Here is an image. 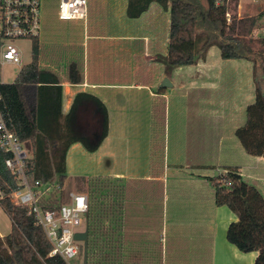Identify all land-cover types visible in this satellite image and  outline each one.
<instances>
[{"label": "crops", "instance_id": "1", "mask_svg": "<svg viewBox=\"0 0 264 264\" xmlns=\"http://www.w3.org/2000/svg\"><path fill=\"white\" fill-rule=\"evenodd\" d=\"M127 7L128 0H88L86 19L61 20L69 22V31L55 38L45 33L40 41L41 64L45 70L53 71L63 86V112L69 111L80 91L98 96L109 112L108 136L96 151L91 152L97 165H103L108 157L116 162L110 172L96 176L109 177L110 183H116L122 195L117 214L123 225L121 221L115 224L110 218L102 221L103 226L112 229L113 234H109L108 239L112 247L115 245L107 255L114 264H156L159 263L155 262L158 258L163 264H171L174 259H180V264H254L257 251H241L227 239V228L237 215L227 206L215 203V189L207 185L213 176H168L164 170L151 169V162L143 174H137L135 171L142 168L129 157L136 152L131 142L108 143L112 127L108 99L121 101L126 98V92L131 91L133 96V93L138 94L146 88L151 97L153 121L159 110L158 97L166 94L160 92L165 87L159 86V90L153 87L168 76L158 57L167 53L170 10L153 2L141 16L131 18L127 15ZM254 14L257 13L246 15ZM210 50L211 47L207 55ZM250 98L248 96L247 99ZM253 101L243 106L244 112ZM197 116V119L194 116L195 122L202 121L198 129L190 128L185 133L186 147L190 150L189 167L211 164L206 161L207 148L215 153L213 157L224 155L227 161L239 158L236 155L240 150L237 140L232 136L228 138L219 129L214 130L212 125L207 129L205 115ZM213 117L219 120V116ZM245 119L246 116L240 123L243 124ZM238 121L241 119L237 124ZM84 126H80L83 131L86 130ZM153 135L152 132L151 146L155 141ZM85 150L80 142L70 146L66 158L67 171L71 154L77 151L85 155ZM249 155L242 153L245 164L242 160H238L240 163L219 164L218 158L217 163H212L213 166H238L240 173L248 181L256 183L264 193V178L252 174L260 167L263 170L264 162L257 161L252 165L253 159ZM180 200L183 203L181 208ZM11 231L12 221L0 206V235L6 236Z\"/></svg>", "mask_w": 264, "mask_h": 264}, {"label": "trees", "instance_id": "2", "mask_svg": "<svg viewBox=\"0 0 264 264\" xmlns=\"http://www.w3.org/2000/svg\"><path fill=\"white\" fill-rule=\"evenodd\" d=\"M239 1L128 0L127 15L137 18L153 2L170 10L167 53L158 57L168 73L176 67L205 59L214 45L219 46L225 59L243 58L253 62L255 100L247 105L245 122L236 128L235 134L247 154L263 156L264 34L258 35L256 31L264 28V8L257 14L242 16L238 13ZM35 39L33 60L22 67L13 84L0 86V91L6 98L5 115L11 130L32 153L28 168L30 179L59 186L60 197L53 193L49 199L51 205H58L67 194L64 185L70 146L80 142L88 151H96L108 136L109 112L98 96L80 91L69 111L64 113L62 83L53 71L45 70L40 63L41 44L39 38ZM87 123L93 126V132H99L96 140L80 128ZM9 156L10 153L0 150V190L3 193L0 206L12 221V231L6 236L0 235V264H67L60 256L49 255L52 245L44 229L28 206L16 203L11 197L18 183L5 164ZM224 169L210 180L215 189V203L227 206L237 215L227 228V239L241 251H257L254 264H264V193L240 173L238 166ZM80 178L75 181L76 190L87 192L90 197L87 225L88 248L91 244V249L87 251V258L96 263L114 264L107 255L111 252L109 249L114 248L108 239V235L113 234L112 229L103 226L102 220L105 213L114 215L115 207L119 212L122 195L119 190L111 191L112 195L108 196L117 195V199H111L113 202L109 205L98 202L95 192L108 191L106 185L113 184L110 178ZM100 185L103 186L99 188ZM119 219L117 217L123 225Z\"/></svg>", "mask_w": 264, "mask_h": 264}, {"label": "rangeland", "instance_id": "3", "mask_svg": "<svg viewBox=\"0 0 264 264\" xmlns=\"http://www.w3.org/2000/svg\"><path fill=\"white\" fill-rule=\"evenodd\" d=\"M41 1L43 31L39 38L40 41L43 39L45 33H50L55 38L59 34L68 32L69 25L67 23L69 22H63L58 18L59 0ZM240 4L241 7L239 9ZM239 5L238 13L240 15L258 13L264 8V0H240ZM263 31L264 29L260 28L256 33L260 35L263 34ZM35 42V38L16 39L14 41L21 52L22 63L18 65L12 62H0L1 81L5 83L15 82L22 67L33 60ZM42 66L44 67V65ZM253 76L252 61L243 58L225 59L221 55L219 46H211L206 59H202L196 64L176 67L168 73L166 77L172 82V86L165 87L164 90L160 91L166 94L158 97L159 110L155 116V120L152 121L150 110L151 97L149 90L146 88L140 90L138 94L132 92L133 96L130 95L131 91L126 92V98L121 100L122 102L116 99H108L112 123L108 143L113 145L120 140L131 142L136 152L131 156H129V153L127 155L132 157L131 160L135 161L142 168L141 171H138V169L135 171L137 174H143L149 168L151 162L153 164L151 169L164 170L163 173L166 171V175L168 176H177L179 178H208L216 176L223 172L225 167L224 165L213 166L214 163H217L218 157H213L215 153L213 151L209 152L208 148L206 161L208 160V163L211 164L207 165L206 163L201 167H189V164H187V161H190V150L186 147L185 133L192 128L198 129L199 123H202L201 120L195 122L194 116L197 119V115H205L204 122L207 129L212 125L214 130H221L224 135L227 134L228 138L234 137L240 145V150L236 152L239 158L227 161L228 159L223 158L224 155H220V158H218L219 164L240 163L238 160H242V164H245V156H242V153L243 155L247 154L235 134V128L242 125L240 122H243L242 120L246 116V111L244 112L245 107L243 106L255 98L256 84ZM163 79L154 85V90H159ZM261 86L264 91V80H261ZM248 96H251V98L247 99ZM132 97L135 99L134 102ZM213 115L219 116V120L218 118L214 119ZM239 119L241 121H238L239 124H237L236 122ZM152 126H154L153 131ZM83 129L91 133L90 136L94 138L96 131L93 132V126L87 123ZM152 132L154 133L153 138H155L153 146H151ZM85 153V155H81L76 151L70 156L69 169L64 185V191L67 194L71 190L77 189L75 181L81 179L80 175H84L87 179H92L96 177V174H107V172H110V168L116 164L115 161H112L107 156L108 158L103 165H97L92 158L93 154L87 150H85ZM234 157H236L235 153ZM249 157L253 159L252 165H255L254 162L257 163V161L264 162V156L249 155ZM164 158L166 159L164 160ZM212 159L214 161H210ZM131 160L129 161L131 162ZM260 168L258 171L254 170L252 174L264 178V168L263 170H260ZM207 185L211 187L212 182L209 180ZM102 186L100 185L99 188ZM189 186L191 187L190 184ZM106 188L109 190L105 191L102 188L103 190L100 192H95L94 198H97L98 202L101 200L102 203L106 202L109 205L113 202L111 199H117V195H113L111 198L108 196L109 193L111 191H118L119 187L117 184H109L106 185ZM13 200L16 202V199ZM179 204L181 208L183 205L181 200ZM200 208L203 209L202 206ZM113 212H115L114 215L113 213H105L103 219L110 218L112 222L117 221L118 214L116 207L113 209ZM81 246L80 255L73 260L75 264H85V261H88V264H104L102 262H93L90 257L88 259V255L85 256L84 253V244ZM90 246L88 248L89 252ZM110 250L113 251V248ZM174 260L171 261V264H180L178 262L180 259ZM155 262H159L156 264H163L160 258Z\"/></svg>", "mask_w": 264, "mask_h": 264}, {"label": "built area", "instance_id": "4", "mask_svg": "<svg viewBox=\"0 0 264 264\" xmlns=\"http://www.w3.org/2000/svg\"><path fill=\"white\" fill-rule=\"evenodd\" d=\"M87 15L88 0H59L60 20L86 19ZM42 28L41 0H0V62L21 65L22 55L14 41L39 38ZM13 83L0 80V86ZM5 100L0 91V150L10 153L5 164L16 176L18 183V188L12 192L11 197L16 199V203L28 206L44 229L52 245L49 255L60 256L67 264H75L73 260L80 255L83 244L75 239V233L87 230L89 237V194L71 190L66 196L63 195L60 204L49 203L53 193L60 197L59 186L52 182L42 183L30 179L28 168L32 163V153L11 130L5 115ZM0 197H3L1 190ZM85 264L88 263L85 261Z\"/></svg>", "mask_w": 264, "mask_h": 264}, {"label": "water", "instance_id": "5", "mask_svg": "<svg viewBox=\"0 0 264 264\" xmlns=\"http://www.w3.org/2000/svg\"><path fill=\"white\" fill-rule=\"evenodd\" d=\"M168 86H172V82L169 80L168 77H165L162 81V83L160 84V87H168ZM99 137V132H96L94 134V140H96ZM75 239L78 241L83 242L84 244V253L85 256L87 255V251H88V231L84 230V231H78L75 233Z\"/></svg>", "mask_w": 264, "mask_h": 264}]
</instances>
